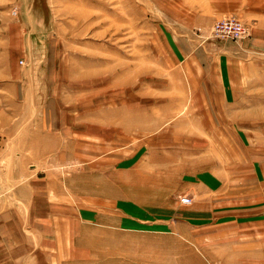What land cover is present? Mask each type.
Here are the masks:
<instances>
[{"label":"rangeland","instance_id":"rangeland-1","mask_svg":"<svg viewBox=\"0 0 264 264\" xmlns=\"http://www.w3.org/2000/svg\"><path fill=\"white\" fill-rule=\"evenodd\" d=\"M226 17L249 35L216 38ZM206 49L221 54L193 71L201 92L238 94L209 103L216 117L177 60ZM186 149L182 173L159 165ZM191 170L214 196L172 208L151 193ZM48 177L66 198H43L56 226L43 245L15 193ZM0 206L23 209L26 229L0 264H264V0H0Z\"/></svg>","mask_w":264,"mask_h":264},{"label":"crops","instance_id":"crops-1","mask_svg":"<svg viewBox=\"0 0 264 264\" xmlns=\"http://www.w3.org/2000/svg\"><path fill=\"white\" fill-rule=\"evenodd\" d=\"M254 31V29H253ZM255 32V31H254ZM261 32H259L255 38L261 37ZM217 50V48H214ZM234 49V48H233ZM207 50V49H206ZM249 51L248 49H246ZM180 53H183L179 55V58L177 57L178 63L181 64V67L186 69L189 74V80L191 82V86L193 87V93H191V100L193 102L197 103H207V107L209 111H214V113L219 112L216 110L214 105L209 104V103H214V102H221V103H230L237 101L238 100V94L235 93H224V83L221 82L219 84L221 88L220 93H212L210 90L201 92V89L199 88L201 82H199L195 78L194 70L198 68L203 67V65H200L202 62V58L205 59V57H209V55H213L215 52L217 55L221 54L220 51H213L212 49L207 50L206 54L201 51V53H197V51H179ZM227 53L228 57L225 58L224 61L228 63V67H230V64L234 62L235 60L233 59V51H225L222 52ZM203 55V56H202ZM209 59V58H207ZM216 59V58H215ZM232 75V73H231ZM218 94V95H216ZM212 105V106H210ZM204 109L207 112V109ZM198 114V113H197ZM202 117H209V113H202ZM221 114V113H218ZM218 114H211V117H216ZM198 117H200V114H198ZM219 117H223V115H220ZM82 136L80 138V143H81V148H80V157L81 160L84 158L87 160V152H88V132L87 129L83 132H81ZM187 150V149H186ZM192 155L193 153L187 152H181L179 153L176 152L175 157H176V164L175 168L173 167L172 162L170 160H159V165H166V171L169 173V168L167 167L168 164L164 162H169V166L172 167V171H177V174H180L183 172L184 166L188 164V161L182 160L184 155ZM180 160V161H179ZM168 168V169H167ZM179 168H183L180 170ZM160 169V167H159ZM161 171H163V168L160 169V174ZM183 175V174H182ZM41 182V181H40ZM152 183V194H158V197H166L168 198L169 206L171 205L172 208H177L181 207L184 205H193L197 204V202L200 200V196L203 195L205 198L209 196H214L215 191H214V178L212 176H209L207 174L201 176L200 171H195L191 170L188 171L187 177L184 178L181 176V179H177L173 177L172 174H169L165 177L164 174L159 175L158 180H153ZM158 183V184H157ZM64 191L59 189L58 181L57 179H52L48 177V183H47V188L46 189H37V190H32L31 192L29 191H24L22 189H18L15 193V196H19L23 201H26V207L29 211V216H30V228L31 231L29 230V236L35 235L40 242L43 243V245L49 244L50 239H53L52 242L54 241L55 238V231H56V226L53 220L50 218V212L51 210L53 211L52 207L50 204L48 205H43L45 199L44 197H48L49 201L54 202L57 198H66L64 195ZM231 197H234L237 195V193L233 194L230 193ZM187 195L189 196L192 201L189 204H185L181 201V197ZM119 196V195H118ZM117 196V197H118ZM36 198V202H35ZM43 199V200H42ZM39 200V201H38ZM23 209H18L16 208H8L6 210H2L0 206V261L4 262L5 257H12L17 253L18 251L22 252L23 248H19L18 251L16 252L15 245L20 243L21 240H25L24 237V232L26 231L24 223V217L22 213ZM32 241V239H31ZM21 246V245H20ZM2 263V262H0ZM6 264V263H5ZM8 264L9 261H8Z\"/></svg>","mask_w":264,"mask_h":264},{"label":"built area","instance_id":"built-area-1","mask_svg":"<svg viewBox=\"0 0 264 264\" xmlns=\"http://www.w3.org/2000/svg\"><path fill=\"white\" fill-rule=\"evenodd\" d=\"M213 34L222 40H240L249 35V28L237 17H226L215 23ZM181 201L189 204L192 199L189 196H184Z\"/></svg>","mask_w":264,"mask_h":264}]
</instances>
